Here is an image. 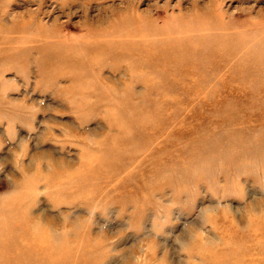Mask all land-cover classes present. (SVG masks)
Returning a JSON list of instances; mask_svg holds the SVG:
<instances>
[{
    "label": "rangeland",
    "instance_id": "374dc122",
    "mask_svg": "<svg viewBox=\"0 0 264 264\" xmlns=\"http://www.w3.org/2000/svg\"><path fill=\"white\" fill-rule=\"evenodd\" d=\"M141 254L264 264V0H0V264Z\"/></svg>",
    "mask_w": 264,
    "mask_h": 264
},
{
    "label": "clouds",
    "instance_id": "9594fccd",
    "mask_svg": "<svg viewBox=\"0 0 264 264\" xmlns=\"http://www.w3.org/2000/svg\"><path fill=\"white\" fill-rule=\"evenodd\" d=\"M95 211L91 212L90 214L93 216L94 218V215H95ZM62 221L65 219L64 217L61 218ZM70 220V217L68 218ZM33 229H34V232H36L37 234L40 232V225H34L33 226ZM73 229L71 227H68L67 228V231H59V232H56L54 235H51V238L53 239H56L57 237H64V236H67L71 233ZM51 234V233H50ZM191 243L195 244L197 241H198V237H196L195 235H193L191 238ZM145 260H146V257L141 254V255H138L134 258V264H145Z\"/></svg>",
    "mask_w": 264,
    "mask_h": 264
}]
</instances>
